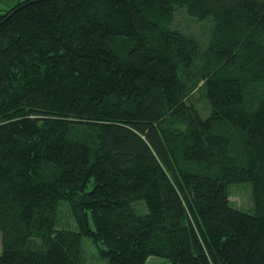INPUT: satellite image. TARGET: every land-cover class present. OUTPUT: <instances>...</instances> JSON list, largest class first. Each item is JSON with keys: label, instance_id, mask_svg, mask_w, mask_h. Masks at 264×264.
<instances>
[{"label": "trees", "instance_id": "trees-1", "mask_svg": "<svg viewBox=\"0 0 264 264\" xmlns=\"http://www.w3.org/2000/svg\"><path fill=\"white\" fill-rule=\"evenodd\" d=\"M0 235V264H264V0L0 14Z\"/></svg>", "mask_w": 264, "mask_h": 264}, {"label": "rangeland", "instance_id": "rangeland-1", "mask_svg": "<svg viewBox=\"0 0 264 264\" xmlns=\"http://www.w3.org/2000/svg\"><path fill=\"white\" fill-rule=\"evenodd\" d=\"M20 0H0V14L4 13L7 9L10 7L14 6L16 3H18ZM207 21L211 20H206V21H199L194 19L193 17L189 16L188 14L184 11H180L177 13L176 19H175V24H177L179 27L186 31H190L192 33H196L202 38V41L207 40V31H208V26L209 23L203 24ZM198 36V38L201 41V38ZM202 43V42H201ZM203 46V45H202ZM194 102L197 105L198 109L200 110V113L203 117H207L210 112V106L208 103L202 98L201 92H198L194 96ZM232 193V201L237 205V206H243L244 209L245 207H248L251 205L250 201V196H249V190L247 186H241V187H235ZM92 226H94L92 222ZM90 241L87 239L86 243H89ZM103 246V245H102ZM89 250V255H93V262L92 264H107L106 261L102 260V258L99 257L98 255V247L94 246L93 248L88 249ZM2 251V238L0 235V252ZM146 264H172L171 260L157 256V255H151L147 259Z\"/></svg>", "mask_w": 264, "mask_h": 264}]
</instances>
